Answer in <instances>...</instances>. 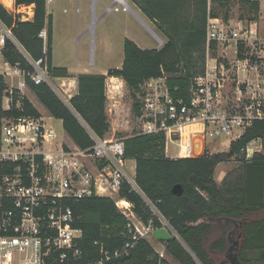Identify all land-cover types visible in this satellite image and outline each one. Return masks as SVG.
Instances as JSON below:
<instances>
[{
	"label": "trees",
	"instance_id": "1",
	"mask_svg": "<svg viewBox=\"0 0 264 264\" xmlns=\"http://www.w3.org/2000/svg\"><path fill=\"white\" fill-rule=\"evenodd\" d=\"M131 1L161 35L162 45L143 48L125 38L121 66L110 68L105 74L76 75V91L68 104L48 83L31 81L28 73L33 72V67L10 38L5 39L1 49L4 61L21 68L26 85L49 114L61 120L66 135L80 148L93 145L82 121L99 138L105 137L110 129L106 112L107 77L123 80L131 98V113L137 117L140 115L138 95L144 80L165 74L171 93L186 96L190 80L203 70L206 0ZM30 4H33V16L22 20L20 14L9 12L0 3V21L30 59H42L48 75L69 77L66 67L52 64V26L46 1L14 0L16 7ZM235 4L246 9V0L219 1L214 5L212 18L218 16V8L226 16ZM253 7L252 3L248 6ZM43 27L47 29L44 52L43 40L38 37ZM176 86L178 89L174 90ZM5 96L11 98L8 109L3 107ZM25 115L40 117L18 89L12 88L9 93L5 77L0 73V119ZM263 131L264 122L255 121L226 152L173 159L165 155L162 133L143 134L133 130L120 138L125 157L134 160V181L147 201L127 184L120 188L119 196L132 204L135 216L143 224H150L155 230L163 226L162 220L167 223L178 238L161 243L164 253L179 264H229L226 259L214 260L213 253L224 250V233L234 227L241 234L237 253L240 264H264V153L246 159L241 150L249 139ZM229 158L239 161V165L218 183L214 178L215 167ZM175 184L183 188L180 196L171 192ZM69 204L76 217L74 226L82 231L76 239L80 255L60 263L52 254L48 264H95L101 260V264H170L159 256L148 239L132 238L127 228L129 220L111 198L91 196ZM116 249L124 251L117 257L104 259L105 251Z\"/></svg>",
	"mask_w": 264,
	"mask_h": 264
},
{
	"label": "built area",
	"instance_id": "2",
	"mask_svg": "<svg viewBox=\"0 0 264 264\" xmlns=\"http://www.w3.org/2000/svg\"><path fill=\"white\" fill-rule=\"evenodd\" d=\"M45 1L46 5L51 2ZM219 1L228 0H206L203 70L190 80L187 95L174 96L165 74L148 78L140 85L137 131L162 133L165 155L167 142L176 147L173 159L213 153L207 150V137L218 138L219 145L226 144L229 150L231 143L255 121L264 122V0H246V14L231 7L226 16L219 13L213 19L211 14ZM250 3L255 7L248 8ZM19 7L23 9L16 13L29 20L33 4L16 8ZM38 37L43 40L44 52L46 27ZM6 38L24 52L0 21V53ZM156 40L161 46L163 40ZM23 54L33 67V72L28 73L31 81L51 85L42 59L34 61ZM11 67L12 73L2 74L19 80L8 91L16 88L21 93L27 86L25 73L17 65ZM113 89L118 91L119 86L107 87V91ZM10 102V96H5L3 107L10 108ZM84 127L93 140L89 148H80L70 138L59 140L41 116L0 119V264H48L52 254L60 263L77 258L80 250L76 239L82 231L74 226L76 217L69 203L91 196L113 200L129 220L127 228L133 239L152 236L150 224H143L132 204L119 196L120 188L127 184L145 199L134 173H129L122 138H99ZM241 150L246 159L264 153V131L249 139ZM123 251H105L104 259L117 257ZM156 251L164 257V250ZM101 263L102 260L95 264Z\"/></svg>",
	"mask_w": 264,
	"mask_h": 264
},
{
	"label": "rangeland",
	"instance_id": "3",
	"mask_svg": "<svg viewBox=\"0 0 264 264\" xmlns=\"http://www.w3.org/2000/svg\"><path fill=\"white\" fill-rule=\"evenodd\" d=\"M119 1L122 2V0ZM124 2L144 21L152 32L130 10L124 8L123 4H116L114 0H51V3L46 5V10L50 15L52 26L51 59L53 66L66 67L74 77L80 73H104L110 68H119L121 66L124 56L123 41L125 38L136 41L148 48L159 47L156 37L161 40L162 37L151 22L137 10L131 0H124ZM232 9H238V13H245V10L240 5L238 7L235 4V6H232ZM218 12L220 14L223 13L220 8H218ZM10 69L11 67L4 63V59L0 53V73L9 72ZM48 79L52 85H50L51 88L68 104V94L71 95L73 91L65 93L60 87L57 77L48 75ZM68 83L70 81H66L63 84V88H68L70 86ZM15 84L16 81H11L8 77V85L14 86ZM119 84L118 81H112V83H108V88L111 85L116 86ZM113 90L115 91V99L118 101L116 105L119 112L118 116H120V119L127 126V131L116 129L113 125L116 117H113V112L112 115L108 113L110 129L105 137L129 135L133 130H137L138 126L137 120L130 110L131 98L129 91L124 82L119 85L118 91L117 89ZM28 97L40 113L43 122L54 130L59 140L63 138L69 139L63 129L61 120L51 116L35 95H28ZM115 99H107L108 108L109 106L114 108V105L111 104L114 103ZM219 141L216 137H207V150L213 153L228 151L227 145L220 146ZM176 154V147L172 143L167 142L166 156L174 158ZM128 165L130 167L129 173L133 174L134 161L129 160ZM238 165L239 161L233 158L220 162L214 171L216 182L219 183L227 172L233 170ZM132 220L137 223L135 218H132ZM230 232L232 233L228 235ZM239 233L240 230L237 227L225 231L224 237L226 241L224 250L213 253L214 260L220 261L226 259L229 262L227 248L237 239ZM211 239H213V236ZM148 240L155 250H164L161 241L153 236H149ZM238 247L239 245L237 246V250H233L232 252L236 251L238 253ZM164 258L170 264H179L165 253Z\"/></svg>",
	"mask_w": 264,
	"mask_h": 264
},
{
	"label": "crops",
	"instance_id": "4",
	"mask_svg": "<svg viewBox=\"0 0 264 264\" xmlns=\"http://www.w3.org/2000/svg\"><path fill=\"white\" fill-rule=\"evenodd\" d=\"M114 2L117 4V3H120V4H123L124 5V8H126V9H128V10H130L136 17H137V19H139V21L145 26V27H147L148 28V26L144 23V21L140 18V17H138V15L124 2V0H122V2H120L119 0H114ZM0 3L1 4H3V2H2V0H0ZM10 3H11V8L9 9L8 7H5V5L3 4V6H4V8L6 9V10H8L9 12H13V13H15L16 14V12L18 11H21L23 8H21V7H19V8H16L15 6H14V0H11L10 1ZM51 3V2H50ZM48 5V4H47ZM134 5V4H133ZM127 6V7H126ZM135 6V5H134ZM136 7V6H135ZM123 8V9H124ZM138 10V9H137ZM139 11V10H138ZM19 14V13H18ZM30 14H31V17H30V19L32 18V16H33V11H32V13L30 12ZM20 18H21V15H20ZM22 19V18H21ZM23 20V19H22ZM152 24V23H151ZM149 29V28H148ZM150 30V29H149ZM150 32H152L151 30H150ZM136 42V41H135ZM137 43V42H136ZM139 46H141V47H143V48H148V47H145V46H143V45H140L139 43H137ZM154 48H156V47H154ZM5 63V62H4ZM11 67V66H10ZM9 71V70H8ZM12 71H13V68L11 67V69H10V73H12ZM68 73H69V71H68ZM106 73V71L103 73V74H105ZM69 77H57L58 79H59V83H60V87L62 88V90L65 92V93H67V91H73V93L72 94H74L75 93V91H76V82H75V77L74 76H72V74L71 73H69ZM8 77L11 79V81H16V84H17V81L19 80V77H16V76H13V77H10V76H6L5 77V80H6V83H7V85H8ZM61 81V82H60ZM66 81H70V83H68L70 86L68 87V88H63V84L64 83H66ZM112 81H118L120 84L119 85H121V84H123V80L121 79V78H118V77H107L106 78V84H107V87H108V83H112ZM16 84L13 86V87H16ZM118 85V86H119ZM11 86V85H10ZM9 85H8V87H10ZM115 91H113L112 92V90L111 91H107V89H106V94H107V99L108 100H111L112 98H114L115 99ZM21 94L22 95H24L30 102H31V100L29 99V97H28V95H34V93L29 89V87L28 86H26L23 90H22V92H21ZM71 94V95H72ZM70 94H68V96L70 97L71 96ZM117 100L115 99L114 100V103L113 104H111V105H114V108L113 107H110L109 106V108H108V103L106 104L107 106H106V108H107V110H106V112H107V116H108V113L110 114L111 113V115H112V112H113V117H116L115 119H114V121H113V125L116 127V129H118V130H120V131H127V126L124 124V122L120 119V116H118L119 115V112H118V110H117ZM32 103V102H31ZM33 104V103H32ZM114 129V128H113ZM129 160H132V159H129ZM134 161V160H133ZM134 166H135V163H134ZM134 171V170H133Z\"/></svg>",
	"mask_w": 264,
	"mask_h": 264
},
{
	"label": "water",
	"instance_id": "5",
	"mask_svg": "<svg viewBox=\"0 0 264 264\" xmlns=\"http://www.w3.org/2000/svg\"><path fill=\"white\" fill-rule=\"evenodd\" d=\"M76 117L81 121V118H80L79 115L76 114ZM171 192L174 195L180 196L182 194V192H183V188H182V186L180 184H175V185L172 186ZM162 224H163L162 227L153 230L152 236L154 238H156L159 241H166V240H168V239H170L172 237L178 238V236L172 231V229L167 225V223L165 221H163ZM231 233L232 232H230L228 235H230ZM240 236H241V234L239 233L237 235V239H235L232 242V244L229 245L228 248H227V251H228L227 257L229 259V264H240V261L238 259L237 252L236 251L235 252H232L233 250H237V246L239 245L238 243H239Z\"/></svg>",
	"mask_w": 264,
	"mask_h": 264
},
{
	"label": "bare ground",
	"instance_id": "6",
	"mask_svg": "<svg viewBox=\"0 0 264 264\" xmlns=\"http://www.w3.org/2000/svg\"><path fill=\"white\" fill-rule=\"evenodd\" d=\"M10 1H11V0H2L3 4H4L5 6H7V7L10 6V4H11Z\"/></svg>",
	"mask_w": 264,
	"mask_h": 264
}]
</instances>
